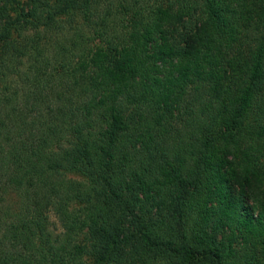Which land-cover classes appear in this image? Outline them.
Here are the masks:
<instances>
[{"label": "trees", "instance_id": "16d2710c", "mask_svg": "<svg viewBox=\"0 0 264 264\" xmlns=\"http://www.w3.org/2000/svg\"><path fill=\"white\" fill-rule=\"evenodd\" d=\"M0 264H264V0H0Z\"/></svg>", "mask_w": 264, "mask_h": 264}]
</instances>
